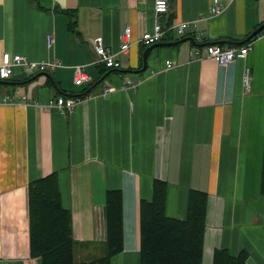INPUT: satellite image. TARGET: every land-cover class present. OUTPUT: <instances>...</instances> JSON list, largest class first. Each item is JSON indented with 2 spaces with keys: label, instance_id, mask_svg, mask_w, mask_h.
Wrapping results in <instances>:
<instances>
[{
  "label": "crops",
  "instance_id": "1",
  "mask_svg": "<svg viewBox=\"0 0 264 264\" xmlns=\"http://www.w3.org/2000/svg\"><path fill=\"white\" fill-rule=\"evenodd\" d=\"M212 3L170 0L161 17L165 28L197 22L162 41H242L264 24V0H220V13L210 12ZM156 21L154 0H0V62L10 52L61 63L38 75L41 69L19 66L0 82V264H42L31 254L29 185L55 172L83 257L104 252L106 194L118 188L123 250L111 264H140L141 201L153 198L160 179L172 217L187 216L191 190L207 192L203 264H214L222 248L247 251L248 264H264V28L243 43L218 42H253L246 57L227 64L192 55L195 47L204 54L206 44L186 40L153 47L145 66L148 45L139 37ZM127 24L132 44L122 52ZM96 37L117 53L119 69L97 61ZM168 60L175 64L167 67ZM79 65L91 76L81 85ZM126 79L137 86L123 88ZM109 84L114 89L103 95ZM71 92L85 94L75 109L47 104Z\"/></svg>",
  "mask_w": 264,
  "mask_h": 264
},
{
  "label": "trees",
  "instance_id": "2",
  "mask_svg": "<svg viewBox=\"0 0 264 264\" xmlns=\"http://www.w3.org/2000/svg\"><path fill=\"white\" fill-rule=\"evenodd\" d=\"M65 12L72 18V11ZM74 23L70 21L71 26ZM262 178L264 194V160ZM207 198V192L193 189L187 216H169L165 210L167 182L156 179L153 198L142 199L140 206V264H203ZM29 214L31 254L39 256L42 264H111L113 256L123 250V194L118 188L107 191L105 250L94 258L78 253L85 245L73 235L72 212L63 204L56 172L30 182ZM247 257V251L235 255L222 248L216 250L214 264H248Z\"/></svg>",
  "mask_w": 264,
  "mask_h": 264
},
{
  "label": "built area",
  "instance_id": "3",
  "mask_svg": "<svg viewBox=\"0 0 264 264\" xmlns=\"http://www.w3.org/2000/svg\"><path fill=\"white\" fill-rule=\"evenodd\" d=\"M169 2L170 0H154V10L157 15V21L155 23L154 29L144 31L140 37L139 41L143 42L145 45H151L155 42L162 41L165 36L170 33V31H175V34L183 35L186 29L192 25L196 24L197 20H181L175 22L172 26L165 28L161 22V17L167 13L169 10ZM222 11L220 0H213L210 12L211 13H220ZM264 37V35H263ZM197 41H202L200 36H197ZM122 45L121 51L128 52L130 46L132 44V27L130 24H127L123 30L122 34ZM47 43L49 47H52L54 44V36L52 33L47 35ZM92 43L94 45L97 61L105 64L110 68H120L121 62L117 57V53L113 51L111 48L107 47L104 43L103 37H96L92 39ZM253 48V42L249 41L244 45H224L219 43L208 44L205 46V53L203 54L200 47H195L191 51L192 55L197 57H209L217 60L221 64H227L230 61L238 58V57H246L251 49ZM61 64L58 61H37L30 59L26 55L21 53H10L5 52L3 54L2 61L0 62V78L7 79L9 78L15 71L16 67L26 66L30 71L34 72L36 69L44 70L48 66H54ZM175 64V61L168 60L167 67H171ZM84 65H79L77 70V75L75 77V83L77 85H81L91 79V76L88 75L86 70L84 69ZM252 69L250 66H247L243 71V82L246 89H249L252 85ZM138 83L133 82L131 79H126L123 88L126 85H130L136 87ZM114 89L113 85L105 86L102 94H106ZM92 96V95H88ZM27 95L23 96V99H26ZM14 98L11 96H7L5 100H13ZM83 101V96H70L65 94H60L55 97H52L48 101V105L51 107H57L66 110H73L76 108L80 102Z\"/></svg>",
  "mask_w": 264,
  "mask_h": 264
},
{
  "label": "water",
  "instance_id": "4",
  "mask_svg": "<svg viewBox=\"0 0 264 264\" xmlns=\"http://www.w3.org/2000/svg\"><path fill=\"white\" fill-rule=\"evenodd\" d=\"M263 28H264V24L261 25V26H260L258 29H256L251 35H249L246 39H244V40H242V41H229V40H222V41L197 42L195 37H193V36H185V37H181L180 39H177V40L155 42V43L149 45V46L147 47V49L145 50V52H144L145 66H146V64H147V56H148V53H149V51H150L153 47H155V46H160V45H174V44H178V43L184 42V41H186V40H193L196 44H199V45L211 44V43H218V42H226V43H236V42H240V43H241V42H242V43H243V42H245L246 40H248L249 38H251L252 36L258 34ZM41 73H48V72L45 71V70H42V71L37 72L36 74L38 75V74H41ZM37 75L33 76L31 79H28L27 81H31V80H33L35 77H37ZM104 77H105V76H103L101 79H99L98 82H96V83L94 84V86L97 85L102 79H104ZM4 81H5L4 79H0V82H4ZM25 82H26V81H25ZM94 86H93V87H94ZM91 89H92V88H91ZM91 89L87 90L85 93L91 91ZM66 94L71 95V96H77V95H82V94H84V93H72V92H71V93H66Z\"/></svg>",
  "mask_w": 264,
  "mask_h": 264
},
{
  "label": "rangeland",
  "instance_id": "5",
  "mask_svg": "<svg viewBox=\"0 0 264 264\" xmlns=\"http://www.w3.org/2000/svg\"><path fill=\"white\" fill-rule=\"evenodd\" d=\"M110 68V67H109ZM112 69H114V68H112ZM116 69V68H115ZM119 69V68H118ZM88 93V92H87ZM87 93H85V94H87ZM85 94H82V95H79V96H83V95H85Z\"/></svg>",
  "mask_w": 264,
  "mask_h": 264
}]
</instances>
